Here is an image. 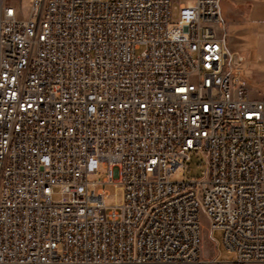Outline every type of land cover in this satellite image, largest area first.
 Wrapping results in <instances>:
<instances>
[{
    "label": "built area",
    "instance_id": "1",
    "mask_svg": "<svg viewBox=\"0 0 264 264\" xmlns=\"http://www.w3.org/2000/svg\"><path fill=\"white\" fill-rule=\"evenodd\" d=\"M221 25V0H0V264L264 263V98Z\"/></svg>",
    "mask_w": 264,
    "mask_h": 264
},
{
    "label": "rangeland",
    "instance_id": "2",
    "mask_svg": "<svg viewBox=\"0 0 264 264\" xmlns=\"http://www.w3.org/2000/svg\"><path fill=\"white\" fill-rule=\"evenodd\" d=\"M230 53L233 56L232 61L235 58L240 60L242 77L246 81L252 96L255 98H264V53H262L263 56L260 58L255 55H250L249 57L238 55L236 57L232 52ZM203 168V155L200 152L193 153L189 167L184 170L183 174L176 173L173 179L179 180L191 176H198L201 174ZM107 190L110 193V198L106 201L108 206H114L122 202L123 193L121 189L109 185L107 186ZM200 220L202 224V256L207 258L218 255L222 261H232L234 259L233 253L229 252L223 246L221 231H212L209 218L205 213L201 214Z\"/></svg>",
    "mask_w": 264,
    "mask_h": 264
},
{
    "label": "crops",
    "instance_id": "3",
    "mask_svg": "<svg viewBox=\"0 0 264 264\" xmlns=\"http://www.w3.org/2000/svg\"><path fill=\"white\" fill-rule=\"evenodd\" d=\"M221 19V31L226 36L227 48L230 52L236 57L263 56L264 0H221Z\"/></svg>",
    "mask_w": 264,
    "mask_h": 264
}]
</instances>
